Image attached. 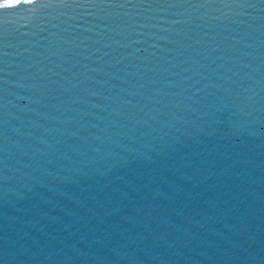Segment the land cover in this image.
<instances>
[{
  "label": "water",
  "instance_id": "water-1",
  "mask_svg": "<svg viewBox=\"0 0 264 264\" xmlns=\"http://www.w3.org/2000/svg\"><path fill=\"white\" fill-rule=\"evenodd\" d=\"M0 264H264V0H0Z\"/></svg>",
  "mask_w": 264,
  "mask_h": 264
}]
</instances>
